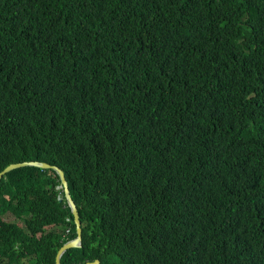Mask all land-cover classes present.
Returning <instances> with one entry per match:
<instances>
[{
	"label": "trees",
	"instance_id": "1",
	"mask_svg": "<svg viewBox=\"0 0 264 264\" xmlns=\"http://www.w3.org/2000/svg\"><path fill=\"white\" fill-rule=\"evenodd\" d=\"M25 162L76 206L60 264H264V0H0V172ZM75 237L54 170L2 177L0 264Z\"/></svg>",
	"mask_w": 264,
	"mask_h": 264
},
{
	"label": "water",
	"instance_id": "2",
	"mask_svg": "<svg viewBox=\"0 0 264 264\" xmlns=\"http://www.w3.org/2000/svg\"><path fill=\"white\" fill-rule=\"evenodd\" d=\"M23 167H37L41 169H52L54 170L57 175L59 176V179L61 181V187L63 188V194L65 197V201L71 211V214L73 215L74 219V224H75V232H76V237L73 240H70L66 242L57 252L56 257H55V264H60V259L63 253H65L67 250L72 249V248H80L82 239H81V223L79 220L78 212L76 209V206L71 198V195L69 193V189L67 186V181L65 179L64 173L55 166H50L45 163H39V162H25V163H18V164H11L8 167H6L3 171L0 172V180L2 177L6 174L9 173L12 170L23 168ZM85 264H100L98 260L92 261V262H87Z\"/></svg>",
	"mask_w": 264,
	"mask_h": 264
},
{
	"label": "rangeland",
	"instance_id": "3",
	"mask_svg": "<svg viewBox=\"0 0 264 264\" xmlns=\"http://www.w3.org/2000/svg\"><path fill=\"white\" fill-rule=\"evenodd\" d=\"M5 219H8V220H13V218H12V217H7V218H5ZM19 224L22 226V224H21L20 222H19ZM29 261H30V260H28V259L21 260L19 264H30V262H29Z\"/></svg>",
	"mask_w": 264,
	"mask_h": 264
}]
</instances>
